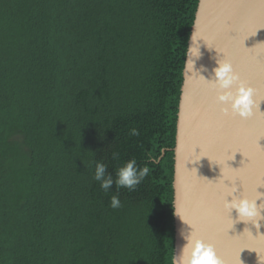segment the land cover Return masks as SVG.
<instances>
[{
    "label": "trees",
    "instance_id": "16d2710c",
    "mask_svg": "<svg viewBox=\"0 0 264 264\" xmlns=\"http://www.w3.org/2000/svg\"><path fill=\"white\" fill-rule=\"evenodd\" d=\"M198 3L0 0V264H172ZM131 159L150 169L134 191L93 179Z\"/></svg>",
    "mask_w": 264,
    "mask_h": 264
},
{
    "label": "water",
    "instance_id": "95a60500",
    "mask_svg": "<svg viewBox=\"0 0 264 264\" xmlns=\"http://www.w3.org/2000/svg\"><path fill=\"white\" fill-rule=\"evenodd\" d=\"M240 2H249L250 10L256 8L257 3L260 4L259 0H217V3L212 0L211 5V0H199L193 26L196 27L198 35L209 41V61L215 60L213 64L215 65L220 56L229 59L241 79L253 88L255 95L253 99L257 107L249 121L252 123L256 120L259 123L258 134L251 135L252 132L244 126L240 127V133L234 134L222 125L215 103L216 90L210 88L204 81V79L211 81L214 76L212 69L202 63L203 50L207 47L202 50L204 42L199 41L201 53L199 59H194V64H185L183 70L176 143L173 150V208L179 209V200L183 199L184 202V198L190 197L192 202L188 210L179 211L183 219L192 222L204 215L203 208L207 210L209 220L206 216L203 226L204 240L214 244L213 236L217 234V241L221 242L223 247L222 256L225 258L234 254L232 264H264V220L260 221V227L255 221L254 225L251 222L247 224L233 222L237 219L235 211L232 212V221L222 206L226 194L224 180L237 183L238 196L255 199L256 191L264 193V186L257 188L264 184V153L251 140V137L264 135V70L256 68L261 63L264 69V44H258L264 43V15L254 16L248 11L250 14L245 15L248 22L246 29L244 15H241L237 8L230 9L231 4ZM225 7L229 8L228 11L220 13ZM211 10L214 12V18L210 24L208 15ZM193 26L191 34L195 30ZM254 29L261 31L260 36L251 40L247 33ZM247 40L250 43L245 44ZM259 144L264 148V139H261ZM236 148H240L246 157H250L248 161L240 153L235 154ZM231 150L232 160L228 161V152ZM188 170L195 173L200 185L193 182L195 179L189 175ZM199 197H202V200L198 204ZM256 203L257 206L264 204V199L257 200ZM261 215H264V210L261 211ZM212 216L213 219L218 217V222L211 221ZM178 218L174 215L173 259H178L181 254L184 239L180 232L181 229L185 231L187 226L180 220L178 222ZM217 230L218 233L215 232Z\"/></svg>",
    "mask_w": 264,
    "mask_h": 264
},
{
    "label": "clouds",
    "instance_id": "9594fccd",
    "mask_svg": "<svg viewBox=\"0 0 264 264\" xmlns=\"http://www.w3.org/2000/svg\"><path fill=\"white\" fill-rule=\"evenodd\" d=\"M261 2L264 3V0H261ZM193 28L195 30L190 35L189 46L186 48V65L189 63L194 64V59H199L201 55L199 41L205 43L204 38L197 34L196 27L193 26ZM217 64L218 67L213 69L214 76L211 81L205 80L202 76L200 77L204 79L210 88L216 90L215 103L219 120L226 122L232 117H238L241 121H245L251 118L254 109L257 107L256 101L253 99L255 97L253 88L241 79L240 74L234 69L229 59L222 56L221 59L217 60ZM132 134L138 135L136 130H133ZM149 171L148 166L141 168L135 159H131L116 170L115 178H113V175L108 173L106 164L96 163L93 179L99 182L100 188L105 193L109 192L114 185L117 189L125 188L134 191L149 174ZM223 185L226 188V194L222 206L228 212L230 219L233 221L232 212L235 211L237 219L233 222H244L246 224L251 222L253 224V221H255V224L260 227V221L264 220V215H261L264 204L257 206L256 202L264 199V193L256 191V198L249 199L247 196L237 195V183L234 184L229 180H224ZM110 206L113 209L121 207L118 195L111 197ZM174 210V215L178 216L183 224L191 228L190 233H186L181 229L180 235L186 243L178 256L179 264H224V261L218 256L214 244L204 240L200 232L182 218L179 209ZM172 264H177L176 258L173 259Z\"/></svg>",
    "mask_w": 264,
    "mask_h": 264
},
{
    "label": "bare ground",
    "instance_id": "6f19581e",
    "mask_svg": "<svg viewBox=\"0 0 264 264\" xmlns=\"http://www.w3.org/2000/svg\"><path fill=\"white\" fill-rule=\"evenodd\" d=\"M260 1V4H258L257 3V7L256 8H253V9H248V3L249 2H240V3H234V4H231L230 5V9L231 8H237L238 9V11H239V13L242 15H244V27H246L247 25H248V22L246 21V19L245 18H247V17H245V15L246 14H250L251 13V15H257V14H260V15H264V3H262L261 2V0H259ZM213 2H215V3H217V0H213ZM219 2H221V1H219ZM211 5H212V0H211ZM228 7H229V5H228ZM228 9L229 8H227V7H225V8H222L221 10H220V13H222L223 11H225V12H227L228 11ZM253 10V11H252ZM248 11H250V13L248 12ZM236 15H238V12H236ZM218 16V15H217ZM239 16V15H238ZM208 18H209V23L211 24V20L214 18V12L211 10L210 12H209V15H208ZM201 28V27H200ZM199 28V29H200ZM246 29H247V27H246ZM255 30V31H254ZM254 30H250V32L249 33H247L248 35V37L251 39V40H253L254 38L256 39L257 37H259L260 35V32L261 31H258V29H254ZM256 34V35H255ZM255 35V36H254ZM208 36V35H207ZM207 36H205V37H207ZM210 37V36H209ZM206 40V44L204 43V46H203V48H202V50L205 48V47H207L206 49H204L203 50V54H202V63H203V65L204 66H207V68H211L212 70V72H213V69L214 68H216V67H218V64H215V65H213L214 64V61L215 60H213V61H209V54H210V47H208V42L209 41H207V39H205ZM249 41L247 40V41H245V44L246 43H248ZM250 43V42H249ZM215 58V57H214ZM220 59L222 58V56H220L219 57ZM201 64V62L198 64V65H200ZM254 65H256L255 63H254ZM258 70L260 69V70H264V69H262L263 68V65L261 64V63H259V65L256 67ZM210 70V69H209ZM207 81H208V79H206ZM206 83V82H205ZM215 90V89H214ZM222 123V125L227 129V130H229L230 129V132H232V133H234V134H236V133H240L239 132V130H240V127H242V126H244V127H246V129H248V130H250L251 132H252V134L251 135H254V136H256L257 134H258V130H259V123L255 120L254 122H250L249 121V119L248 120H245V121H241L239 118H237V117H232L231 119H229L228 121H226V122H221ZM250 126V127H249ZM250 135V136H251ZM243 136H244V134H243ZM251 140H252V142H254V140H255V138L254 137H251ZM183 156L185 157L186 156V150H184V152H183ZM188 173H189V175H191V177H193L195 180H193V182H197L199 185H200V183H199V180H198V178H196V175H195V173L194 172H191L190 170H188ZM182 175V174H181ZM198 177H200V176H198ZM202 200V197H199V199H197V201H198V204L200 203V201ZM182 202H183V199H180L179 200V205H180V208H179V210L181 209V210H183V211H187L188 210V207L191 205V202H192V199L190 198V197H187V198H184V202H183V209L181 208L182 207ZM202 212H203V214L204 215H201V217H199L198 218V220H194V221H192V222H189L190 223V225H192V226H194L199 232H200V234H201V237L203 238V239H205L204 237H205V230H204V228H203V226L205 225L204 224V222L206 221V216H207V210L205 209V208H203V210H202ZM212 215V214H211ZM207 218H208V220H209V214H208V216H207ZM179 220L181 221V219H179L178 218V222H179ZM211 221H213V222H218V217H214V219H213V216H212V218H211ZM183 223V222H182ZM185 232L186 233H190L191 232V228H190V226H186L185 227ZM216 233H218V230L217 231H215ZM217 234L215 235V236H213V241H214V246H215V249H216V251H217V254H218V256L224 261V264H232L231 262L233 261V256H234V254L232 253L231 255H227L225 258L222 256V253H221V251H222V249H223V247H222V245H221V242H218L217 241ZM183 243H184V245H185V243H186V241L184 240L183 241ZM230 248H229V252H230ZM230 254V253H229ZM240 255H242V254H240ZM177 264H179V257H178V259H177ZM236 264H238V263H236Z\"/></svg>",
    "mask_w": 264,
    "mask_h": 264
},
{
    "label": "snow or ice",
    "instance_id": "6c2138e0",
    "mask_svg": "<svg viewBox=\"0 0 264 264\" xmlns=\"http://www.w3.org/2000/svg\"><path fill=\"white\" fill-rule=\"evenodd\" d=\"M258 27H259V26H258ZM260 29H261V28H260ZM254 31H255V30H254ZM261 139H264V135H261V136L255 138L254 143H255V145L260 149V151H261L262 153H264V148H261V146H260V144H259V141H260ZM197 148H199V147L197 146ZM197 148H196V149H197ZM196 149H195V150H196ZM236 153H240L241 155H243V156L245 157L246 161H248V159L250 158V157H246V156L244 155V153L241 151L240 148H236V149H235V154H236ZM228 156H229V160H228V161L232 160V156H233V151H232V150L228 152ZM261 186H264V184H262V185H260V186H258V187H261Z\"/></svg>",
    "mask_w": 264,
    "mask_h": 264
}]
</instances>
